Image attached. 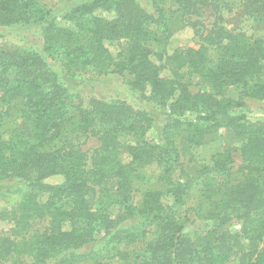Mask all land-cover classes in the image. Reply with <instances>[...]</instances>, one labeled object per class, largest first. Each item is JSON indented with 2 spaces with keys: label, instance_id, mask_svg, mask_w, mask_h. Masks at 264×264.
Segmentation results:
<instances>
[{
  "label": "trees",
  "instance_id": "obj_1",
  "mask_svg": "<svg viewBox=\"0 0 264 264\" xmlns=\"http://www.w3.org/2000/svg\"><path fill=\"white\" fill-rule=\"evenodd\" d=\"M70 1L63 13L52 15L39 0H0V30L35 28L43 53L60 65L63 75L127 74L132 91L147 94L167 113L159 141H149V113L96 99L89 108L72 109L63 75L42 53L0 49V105L7 107L1 106L0 115L16 107L27 127L0 135V184L29 187L14 210H0V223L9 224L8 232L0 234V263L29 257L36 264L52 259H60L59 264H232L237 258L241 264H264V124L246 123L238 112L244 102L224 96L227 88L238 87L241 97L264 100L263 40L228 32L218 16L221 0H150L155 15L139 0ZM206 7L216 14L206 36L198 34L196 22L189 23L201 40L197 49L165 56L148 47L152 41H166ZM242 12L255 24H264V0H245ZM121 40L127 49L116 54L105 46ZM211 49L218 53L215 62L209 58ZM183 70L199 77L210 92L192 93L180 80ZM220 129L231 131L240 144L242 177L217 189L209 181L203 185L206 206L202 202L196 215L203 227L191 231L187 227L196 220L178 213L186 186L171 179L181 164L175 138L184 132L188 146H199L207 134ZM73 132L97 136L98 149L89 155L61 144ZM120 147L130 158L127 164L118 159ZM149 164L163 168V189L146 191L136 206L131 196L134 167ZM233 165L225 152L213 170L227 176ZM53 176L63 182H46ZM110 180L114 192H100L91 205L92 188ZM164 196L171 205L164 203ZM233 220L241 234L229 229ZM39 222L46 227L32 229ZM99 238L98 249L87 253Z\"/></svg>",
  "mask_w": 264,
  "mask_h": 264
},
{
  "label": "rangeland",
  "instance_id": "obj_2",
  "mask_svg": "<svg viewBox=\"0 0 264 264\" xmlns=\"http://www.w3.org/2000/svg\"><path fill=\"white\" fill-rule=\"evenodd\" d=\"M41 5L46 10H50L52 15H59L72 5L70 0H39ZM142 6L153 15V8L150 6V0H139ZM245 0H221L219 6V14L223 18V26L228 32H244L254 38H259L264 42V24H255L253 20L248 19L242 12L243 2ZM112 17V16H108ZM216 14L206 7L200 10L198 16H192L188 23H182L175 28L172 34L166 41L156 40L148 44L152 51L165 53V56L171 55L175 50L195 48L197 49L201 40L198 34L202 37L206 36L212 29L215 22ZM188 19V18H187ZM190 22H196L198 34L196 35L189 26ZM106 48L112 53L116 54L119 50H126L128 43L124 40L105 42ZM0 49L4 52L14 51H29L34 49L42 53L43 58L58 72H61V67L47 54L43 53L42 43L40 39V32L37 29L30 30H0ZM217 51L214 49L209 50V58L215 62ZM182 77L180 80L186 81L189 85V90L192 93L199 91L209 93V87L204 84L201 79L195 75H189L186 71H181ZM165 76L170 77L168 71H164ZM63 81L68 87L70 93V105L74 107L89 108L91 99L101 101H118L130 105L134 110L145 111L150 114L153 119V125L146 135V139L152 142H158L160 137V128L162 120L165 118L164 114L167 109L152 103L147 97V94L142 95L134 92L128 85L130 77L127 74L118 76L115 74L97 75L91 72L77 73L75 75H63ZM224 96L232 99H241L245 106L238 112L245 117V122L248 124H264V100H256L250 97H241L240 88L230 87L224 91ZM0 105V109L7 107ZM2 110V113L4 111ZM76 111V110H75ZM17 129L20 131H27L26 124L20 120L16 114V107H12L11 112L6 115H0V135L5 136L12 130ZM97 129V128H96ZM176 139V144L179 147L181 155V164H178L173 173H171L172 180L186 186V199L184 205L178 210V213L183 217L187 215L189 218L196 220V224L187 227L188 230L203 227V222L197 219V211L201 208L203 202L201 192L203 185L209 181L212 189H217L225 183H236L242 177L240 168L243 162L240 156V144L234 138L229 130L220 129L211 134H207L199 146H188L185 139V133L180 132ZM68 141H63L61 144H68L75 148H80L83 152L91 155L93 151L98 149L100 141L97 136L80 134L73 132L67 136ZM127 143L130 137L124 138ZM228 152L234 162L233 168L227 176H220L213 170L216 160L219 155ZM118 159L121 164L130 162V158L126 153L125 147L118 149ZM136 174L133 176L131 186L132 203L139 206L143 194L148 190L162 191L163 185V168L157 164L140 165L134 167ZM207 168V169H206ZM51 185L61 184L63 178L61 176H53L47 179ZM205 189V187H204ZM93 194L89 196V203L93 204L97 201L99 193L111 195L114 192V181H106L101 186H94L92 188ZM29 191L24 183L15 184L12 182L0 184V210L8 209L12 211L16 208L17 203L22 198V195ZM163 201L166 205H171L172 200L164 196ZM91 204V205H92ZM203 208L206 202L202 204ZM116 208V207H113ZM134 223L136 222L133 221ZM132 222V223H133ZM46 227L45 223L39 222L34 224L32 229L42 230ZM229 229L236 234H241V227L235 220L231 221ZM9 230V224L6 222L0 223V234H6ZM98 241L96 239L86 249L87 253L95 252L98 249ZM131 250V249H129ZM60 259L48 260L45 264H59ZM112 262V263H111ZM104 262L105 264H118L115 261ZM0 264H13V262H3ZM15 264H36L29 257H22ZM232 264H241L237 258Z\"/></svg>",
  "mask_w": 264,
  "mask_h": 264
}]
</instances>
